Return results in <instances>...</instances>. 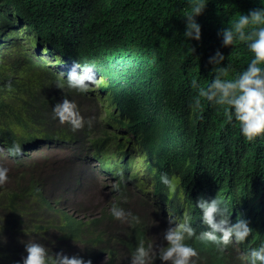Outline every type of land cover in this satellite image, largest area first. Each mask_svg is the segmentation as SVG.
Wrapping results in <instances>:
<instances>
[{
	"label": "trees",
	"instance_id": "16d2710c",
	"mask_svg": "<svg viewBox=\"0 0 264 264\" xmlns=\"http://www.w3.org/2000/svg\"><path fill=\"white\" fill-rule=\"evenodd\" d=\"M260 7L264 0H208L196 17L201 25L199 41L183 36L182 14L190 9L189 0H0V18L19 9L40 35L72 48L83 63L94 64L95 73L101 76L98 84L116 109L113 115L122 117L127 135L124 146L132 140L131 134L136 140L142 136V154L148 160L144 171L153 193L164 204L170 201L176 213L190 214L195 207L194 191L218 193L238 203L258 239L264 234V134L249 142L241 135L238 122L226 119V106L205 98L198 109L190 105L196 95L191 81L196 79L206 87L220 67L208 63L217 49L225 57L221 65L228 67L222 78L232 79L246 68L253 56L246 43L224 46L217 32L240 13ZM26 61L23 56L1 71L0 80L11 87L0 90V146L6 150V145L22 143L30 136L62 141L73 133L68 124L53 117L52 105L61 97L58 91L32 94L41 72L34 57ZM79 109L82 115L88 110ZM26 116L31 122L24 125L21 120ZM95 128L96 124L86 122L85 143ZM4 155L0 151V163L10 171L9 180L0 185V264H15L26 255L24 244L32 240L44 243L52 254L63 251L86 259L97 255L105 258V264H129L130 253L141 239L156 245V199H143L134 188L122 184L113 199L95 206L99 209L94 217L74 219L54 207L77 195L79 188H67L69 174L64 178L61 171H49V150L25 156L26 165L25 158ZM164 172L177 181L172 193L166 190L163 194L160 188ZM88 183L84 194L89 201L75 203L79 212L95 205L94 187L100 180L92 178ZM50 184L58 187L51 201L46 193ZM113 203L138 216L139 206L149 211L144 222L130 227L111 216ZM188 243L199 253L197 264H240L233 251L219 252L206 242ZM154 261L161 264L158 257Z\"/></svg>",
	"mask_w": 264,
	"mask_h": 264
},
{
	"label": "clouds",
	"instance_id": "9594fccd",
	"mask_svg": "<svg viewBox=\"0 0 264 264\" xmlns=\"http://www.w3.org/2000/svg\"><path fill=\"white\" fill-rule=\"evenodd\" d=\"M207 2L208 0H189L190 9L182 14L185 18L184 37L200 40L201 25L196 17L205 9ZM11 10L5 18H0V76L2 70L6 71L21 57L26 56L27 61L34 57L39 63L41 74L36 77V90L31 87L32 94L58 91L61 97L52 105L53 117L61 124H68L73 133L72 137L62 141L30 136L22 143L13 141L6 145L7 150L1 145L0 151L4 156L22 157V160L25 158L24 165L28 163L25 156L34 155L41 150L51 152L47 161L49 171H61L59 174L64 178L69 174V179L65 181L67 188H79L74 198L66 197V201L56 203L54 208L59 207L60 211L74 219L94 217L98 212L89 208L79 212L75 204L81 199L86 200L84 192H88V180L96 178L100 180L99 185L109 187L110 199L121 191V185L124 184V187L134 188L143 199H156L154 202L158 203L155 208L158 218H153V223H156L153 233L157 243L154 246L151 240H139L130 253L129 264H153L157 257L161 264H197L199 253L188 242H206L219 252L233 251L240 264H264V234L258 239L254 238L253 229L239 212L237 202H229L218 193H198L197 190L193 195L194 209L190 214H179L176 213L173 203L169 201L164 204L163 199L153 193V185L144 171V163L148 161L143 158L142 152L145 150L134 149L136 143L141 146L142 136L136 140L131 134L132 140L124 146L127 135L122 117L113 115L116 109L109 104L108 94L98 84L101 76L95 73L94 64L83 63L72 48H65L60 43L54 44L48 37L40 35L29 16H22L19 9ZM217 35L224 46L234 45L237 41L245 42L253 56L244 70L234 78L226 79L222 77L227 75L228 67L221 65L225 57L217 49L208 57V63L220 67L206 87L201 86L196 79L191 81L196 95L190 107L198 109L201 98L226 106V119L229 122H238L243 138L255 142L256 137L264 134V7L252 9L247 14L240 13L230 25L219 29ZM5 88L11 87L0 80V90ZM80 106L85 110L88 108L83 115ZM100 113L105 116L101 118L97 115ZM21 121L24 125L31 122L28 116ZM86 122L89 126L96 124V128L85 143L83 131ZM14 125L15 123L11 126L13 129ZM7 138L8 136L3 140ZM55 150L62 154L58 155ZM129 168L131 171L125 178ZM9 171L5 164L0 163V185L9 180ZM129 177L132 178L129 180ZM159 183L163 194H166V190L169 193L176 190L175 176L171 178L166 172L161 173ZM56 189L58 187L54 188L53 184L46 186L49 200L55 196ZM109 211L114 219L134 227L143 221L149 208L139 206L138 216L130 209L113 203ZM88 212L91 214L87 215ZM24 248L26 255L15 261V264H99L100 261H103L100 264H105V258H98L97 255L95 258L86 259L79 254L68 255L63 251L52 254L44 243L36 240L25 243Z\"/></svg>",
	"mask_w": 264,
	"mask_h": 264
},
{
	"label": "rangeland",
	"instance_id": "374dc122",
	"mask_svg": "<svg viewBox=\"0 0 264 264\" xmlns=\"http://www.w3.org/2000/svg\"><path fill=\"white\" fill-rule=\"evenodd\" d=\"M103 107V106H102ZM104 110V109H103ZM98 116H101V118H103L105 115L104 114H97ZM141 148H142V146H140L139 145V143H136L135 144V147H134V149L135 150H137V151H141ZM55 152H57L58 153V155L59 154H62V152L61 151H59V150H55ZM61 186V185H60ZM60 186H59V188H60ZM149 191H150V189H149ZM94 193H95V195H96V198H95V200H94V202H93V204H95V205H93V206H91V207H89V209L90 210H92V211H95V212H98V211H96V205L98 204V205H100V204H102V202H105L107 199H110V195H111V193H110V190H109V187H103V186H101V185H99V186H96L95 188H94ZM89 194H90V196H91V194H92V191L91 192H89ZM75 197V195H73V198ZM86 200H87V198H86ZM87 201H89V200H87ZM86 204H88V203H86ZM71 207V206H70ZM72 208V207H71ZM91 214V212H88L87 213V215H90ZM84 216V215H83ZM101 262H103V261H100L99 262V264L101 263Z\"/></svg>",
	"mask_w": 264,
	"mask_h": 264
}]
</instances>
